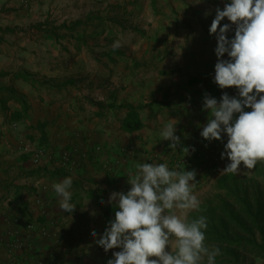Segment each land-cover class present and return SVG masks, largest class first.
<instances>
[{"label": "crops", "instance_id": "obj_1", "mask_svg": "<svg viewBox=\"0 0 264 264\" xmlns=\"http://www.w3.org/2000/svg\"><path fill=\"white\" fill-rule=\"evenodd\" d=\"M227 2L31 0L27 8L0 0V264H107L120 249L106 253L95 239L108 224L110 194L130 190L129 171L143 163L187 171L178 164L196 149L224 152L226 135L209 143L200 133L205 93L219 100L224 91L213 82L217 40L209 29ZM133 111L142 127L127 132ZM169 123L181 140L175 150L160 134ZM229 163L220 156L196 171L192 193L202 195ZM67 177L71 214L52 187ZM13 220L48 237L31 234L13 253Z\"/></svg>", "mask_w": 264, "mask_h": 264}, {"label": "clouds", "instance_id": "obj_2", "mask_svg": "<svg viewBox=\"0 0 264 264\" xmlns=\"http://www.w3.org/2000/svg\"><path fill=\"white\" fill-rule=\"evenodd\" d=\"M215 13L209 29L217 40L213 82L221 90L236 89L238 96L224 92L217 100L205 93L202 110L209 115L200 134L209 143L227 136L221 158L230 163L221 170L223 175L238 173L241 165L251 170L264 163V0H230ZM225 19L230 23L222 26ZM233 26L234 37L229 39ZM120 46L116 41L113 49ZM175 133L171 123L160 133L173 150L181 146ZM181 150L189 153L187 147ZM195 178V170H170L166 163H143L135 172L129 171L130 190L110 194L114 219L95 239L106 253L120 249L107 264H202L205 258L206 264H215L219 249L205 246L206 217L188 219L200 204L192 193ZM52 187L61 197L59 209L73 213L77 207L71 203L72 178ZM91 235L96 238L98 234L93 231Z\"/></svg>", "mask_w": 264, "mask_h": 264}, {"label": "trees", "instance_id": "obj_3", "mask_svg": "<svg viewBox=\"0 0 264 264\" xmlns=\"http://www.w3.org/2000/svg\"><path fill=\"white\" fill-rule=\"evenodd\" d=\"M78 25L80 26V23ZM224 92H231L233 97H235L234 93L238 96V93L230 89L224 90L221 96ZM17 102L20 101L17 100ZM22 104L26 115L28 107L25 103ZM245 110L250 111V109ZM137 117L136 111H133L127 122V132H135L142 127ZM207 151L209 156L206 157L196 149L192 159L180 161L178 165L195 172L206 165L211 166L210 164L221 156V152L216 148L207 149ZM72 152H66L63 159L71 163ZM214 185L216 193L207 195L204 202L199 204V208L189 213L188 219L206 217L205 246L210 250L219 249L215 264H238L251 256L264 258V164L257 163L249 177L239 176L236 173L223 174ZM37 200H40V204L42 203L41 199ZM37 200L36 205H38ZM114 210L106 211L107 223L113 219ZM11 222L12 226H15L14 230L16 228L21 235L27 234V224L32 223L29 221L23 227L18 220ZM39 232L35 230L28 235L39 234Z\"/></svg>", "mask_w": 264, "mask_h": 264}, {"label": "built area", "instance_id": "obj_4", "mask_svg": "<svg viewBox=\"0 0 264 264\" xmlns=\"http://www.w3.org/2000/svg\"><path fill=\"white\" fill-rule=\"evenodd\" d=\"M23 1V6L29 7L31 0H22ZM224 94V93H223ZM229 96H232L231 92H227ZM44 156V151L38 150L36 153H34V158L35 162L39 163L40 159ZM37 204H40V200H37ZM42 204V203H41ZM35 225L33 224H28L27 225V234L21 235V233L18 230H13L12 233L10 234L11 242H10V250L14 253L16 250H21L24 247L25 241L29 237V233H32L35 231ZM39 235L42 237H48V233L46 232L45 229H41L39 232Z\"/></svg>", "mask_w": 264, "mask_h": 264}, {"label": "rangeland", "instance_id": "obj_5", "mask_svg": "<svg viewBox=\"0 0 264 264\" xmlns=\"http://www.w3.org/2000/svg\"><path fill=\"white\" fill-rule=\"evenodd\" d=\"M264 164V163H263ZM252 173V169L251 170H246L244 169L243 165H241V170L238 171V174L239 176H248L251 175ZM216 193L215 192V185L212 184V185H208V187L205 188V192L198 196L197 199L199 200V202H204V199L206 198L207 195H212ZM202 264H206V258H205V261L202 262ZM238 264H264V258H255L253 256L251 257H248V258H245L243 259L242 261H240Z\"/></svg>", "mask_w": 264, "mask_h": 264}]
</instances>
